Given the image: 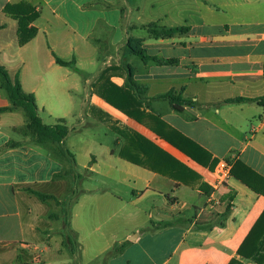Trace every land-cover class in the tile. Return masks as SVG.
I'll use <instances>...</instances> for the list:
<instances>
[{
    "label": "crops",
    "instance_id": "obj_1",
    "mask_svg": "<svg viewBox=\"0 0 264 264\" xmlns=\"http://www.w3.org/2000/svg\"><path fill=\"white\" fill-rule=\"evenodd\" d=\"M21 2L39 13L23 46L4 12ZM150 24L183 32L155 38ZM0 26V65L35 96L45 125L86 114L117 135L102 142L80 131L39 145L14 137L24 110L0 114V264H99L106 254L104 264H255L238 251L264 212L252 188H264V105L228 101L264 97V0H0ZM135 48L168 62H145ZM129 68L145 92L126 86ZM169 93L181 112L160 98ZM10 106L0 83V108ZM187 139L204 163L178 148ZM10 141L22 143L4 149ZM222 162L230 173L213 193ZM79 165L91 187L77 188ZM156 196L151 227H131L150 217L138 206ZM118 214L131 224L124 230Z\"/></svg>",
    "mask_w": 264,
    "mask_h": 264
},
{
    "label": "trees",
    "instance_id": "obj_2",
    "mask_svg": "<svg viewBox=\"0 0 264 264\" xmlns=\"http://www.w3.org/2000/svg\"><path fill=\"white\" fill-rule=\"evenodd\" d=\"M4 12L10 15L12 18L18 20L19 22V29H18V39L19 44L21 46L30 42L37 34V28L32 25L33 22L39 17V13L36 9L27 2H21L17 5L8 4ZM2 26H0V29ZM145 28L150 32V34L155 38H170L175 34L182 33V28H163L159 27L157 24H150L145 26ZM134 53L137 54L143 61L147 62L148 60H154L160 63H167L168 61H161L157 60L156 58L149 57L146 54V50L142 49H133ZM59 64L64 66L72 65L73 62H66L62 59L57 58ZM0 83L4 90L6 91L11 106L7 108H0V114L5 111H14L18 109H22L25 111L28 117V123L26 126L22 128H17L16 132L22 133L25 137H29L30 140H27L32 143H36L39 145H46V144H60L62 143L65 138L69 134L68 127L66 126V122L64 120H59L58 124L55 126H48L42 122V119L38 113V107L36 105V99L33 94L26 93L21 85L19 77L12 78L5 67L0 65ZM126 86L133 90L136 93H140L144 90L146 91V87H142L134 80V73L132 68L128 69V77L126 81ZM161 99H169L170 102L173 104V107L176 111L181 112L183 107L178 104L180 101L179 98L175 97L173 93H169L167 95L161 96ZM257 102L260 105H264V97L258 99H247V98H236L229 100L230 103H239V102ZM139 150L143 153L145 152L146 155H149L148 145L145 139H143L139 135H135L130 139ZM22 142H15L10 141L4 149L8 148H15L19 146ZM178 148L190 156L193 160L200 162L201 164L204 163L201 158L195 156L196 151H202L203 149L191 140H186L185 145L179 144ZM1 151V150H0ZM53 151L56 155L60 157L67 155L68 153L63 152L61 149L57 147L53 148ZM122 156L127 157L130 161L134 163H138L137 159L134 156L128 157L125 153H121ZM232 174L237 176L235 170H232ZM239 176V175H238ZM240 177V176H239ZM240 179H242L240 177ZM244 180V179H242ZM245 181V180H244ZM250 184V183H249ZM250 186H252L250 184ZM256 191L260 194L264 195V188L258 189L252 186ZM37 196H39L42 200L53 199L58 204L60 202L54 196L44 195L41 193L34 192ZM238 254L251 261L255 264H264V212L257 221L256 225L253 227L251 232L249 233L248 237L240 247ZM230 264H243L241 261L234 260Z\"/></svg>",
    "mask_w": 264,
    "mask_h": 264
},
{
    "label": "rangeland",
    "instance_id": "obj_3",
    "mask_svg": "<svg viewBox=\"0 0 264 264\" xmlns=\"http://www.w3.org/2000/svg\"><path fill=\"white\" fill-rule=\"evenodd\" d=\"M21 113H22L21 115H22L23 119H26L25 112L22 111ZM45 122L49 123L50 121L47 118H45ZM92 123L94 124V126H92ZM21 126L24 127L23 125H21ZM67 127L69 130V135L71 134L74 136L77 134V132L82 131L86 137H88L89 139H92L94 141H96L98 139V140H101L103 142V140L107 141L109 139V137L112 139L114 137L116 138V136H117L116 134H114L113 132H111L109 130V127L106 124L97 125V124H95L93 119H91L86 114H83L82 116L78 115V116L70 119ZM14 137L18 140H25V141L30 140L29 137H25V139H24V135L22 133H19V132L15 133ZM71 152L76 156V158L79 159V162L81 164L84 163L85 161H89L88 157L85 158L84 156H80L78 151L72 150ZM77 169H78L79 174L82 176V178L87 177V175H86L87 171L82 166L79 165L77 167ZM94 176L98 177L97 175H94ZM77 179H78V183H76V186H77V188H79V190L81 188L84 189L87 187H91V185L93 184V182H90V180H88V178L81 180L78 177ZM153 199L144 200V202H142L138 206L139 208H144V212H147L150 215V217H147V215H145V214H141L142 216L140 215L137 222L136 223L134 222L131 225L129 223V220H126L124 216H121L118 214L115 216L113 222H117L123 228V230L125 229V225L128 226V223H129V226L131 225V227L135 226L136 224H140V225L144 226V228L147 226L151 227V225H152L151 222L154 221L153 220L154 216L161 212L160 210L162 207V198L160 196H156ZM155 200L157 201L156 203L154 202ZM165 201H166V199H165ZM191 215H192V213L189 212V213H186V216L185 215H182V216H184V218H187V216H191ZM103 217L104 216L102 215L101 219H103ZM144 233H149V231L144 230ZM146 243L147 242H145L144 245ZM149 246L150 245H146L145 247H149ZM107 258H110V255L106 254L105 256H103V258L100 259L99 264H104L105 260H107ZM126 258L127 257L121 258L118 261V263L116 262V264H122Z\"/></svg>",
    "mask_w": 264,
    "mask_h": 264
},
{
    "label": "built area",
    "instance_id": "obj_4",
    "mask_svg": "<svg viewBox=\"0 0 264 264\" xmlns=\"http://www.w3.org/2000/svg\"><path fill=\"white\" fill-rule=\"evenodd\" d=\"M229 170H228V165L225 162L219 163V165L216 167L214 171V175L216 177V181L214 184H212L213 187V193H215L220 186L224 185V182H226V179L229 176ZM219 199L214 197L212 199V202L219 203Z\"/></svg>",
    "mask_w": 264,
    "mask_h": 264
},
{
    "label": "water",
    "instance_id": "obj_5",
    "mask_svg": "<svg viewBox=\"0 0 264 264\" xmlns=\"http://www.w3.org/2000/svg\"><path fill=\"white\" fill-rule=\"evenodd\" d=\"M134 239V238H133Z\"/></svg>",
    "mask_w": 264,
    "mask_h": 264
}]
</instances>
